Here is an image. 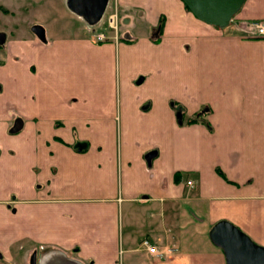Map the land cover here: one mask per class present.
<instances>
[{
	"label": "crops",
	"instance_id": "1",
	"mask_svg": "<svg viewBox=\"0 0 264 264\" xmlns=\"http://www.w3.org/2000/svg\"><path fill=\"white\" fill-rule=\"evenodd\" d=\"M90 4H2L0 264H227L221 221L264 247V40L182 0ZM114 10L120 42L95 44ZM234 20H264V0ZM171 101L210 107V128L181 126Z\"/></svg>",
	"mask_w": 264,
	"mask_h": 264
},
{
	"label": "water",
	"instance_id": "2",
	"mask_svg": "<svg viewBox=\"0 0 264 264\" xmlns=\"http://www.w3.org/2000/svg\"><path fill=\"white\" fill-rule=\"evenodd\" d=\"M190 12L200 21L219 28L228 27L246 0H182ZM96 10L102 9L104 0H85ZM73 10L90 17L81 0H72ZM181 124L182 116L177 115ZM154 154L147 156L150 163ZM211 241L220 247L227 264H264V247L257 245L238 227L228 221L215 224L210 231ZM0 259L2 255L0 254Z\"/></svg>",
	"mask_w": 264,
	"mask_h": 264
},
{
	"label": "built area",
	"instance_id": "3",
	"mask_svg": "<svg viewBox=\"0 0 264 264\" xmlns=\"http://www.w3.org/2000/svg\"><path fill=\"white\" fill-rule=\"evenodd\" d=\"M119 22V13L117 10H114L107 18L106 30L93 32V42L95 44H106L111 41L115 43L120 42ZM235 23L237 31L241 33L242 37L264 40V20L242 21L240 23L235 21ZM187 185L192 189L195 188V184L192 181H189ZM142 245L146 247L149 256L159 257L162 255L159 249L148 240H145Z\"/></svg>",
	"mask_w": 264,
	"mask_h": 264
},
{
	"label": "trees",
	"instance_id": "4",
	"mask_svg": "<svg viewBox=\"0 0 264 264\" xmlns=\"http://www.w3.org/2000/svg\"><path fill=\"white\" fill-rule=\"evenodd\" d=\"M187 8V7H186ZM188 9V8H187ZM190 12V10L188 9ZM164 29V19H161L160 25L158 27V30L160 33H162ZM156 43H159V40H155ZM171 107L173 110L176 112V116L178 114H181L182 116V123L180 124L181 126H192V125H197V124H203L207 127L210 128V123L208 121L209 116L212 114V110L210 107H203L201 108L195 115L192 117H187L186 112L183 106H181L178 102L176 101H171ZM219 175L224 177V174L220 171L217 170ZM179 177V174L177 175V178Z\"/></svg>",
	"mask_w": 264,
	"mask_h": 264
},
{
	"label": "rangeland",
	"instance_id": "5",
	"mask_svg": "<svg viewBox=\"0 0 264 264\" xmlns=\"http://www.w3.org/2000/svg\"><path fill=\"white\" fill-rule=\"evenodd\" d=\"M13 1V0H12ZM2 4H5V0H0V33H6V32H10L13 30V25H14V13L12 12L13 10V5L10 6L11 9H7L6 7H3ZM119 26H120V33L121 36H123V31H122V25H121V21L119 22ZM236 23L233 20L231 21V23L228 25L227 28H231L233 29L236 33L240 34L239 31H237V27H236ZM106 24L103 25L102 27L99 28V30H104L106 29ZM11 34V33H10ZM120 36V37H121Z\"/></svg>",
	"mask_w": 264,
	"mask_h": 264
},
{
	"label": "flooded vegetation",
	"instance_id": "6",
	"mask_svg": "<svg viewBox=\"0 0 264 264\" xmlns=\"http://www.w3.org/2000/svg\"><path fill=\"white\" fill-rule=\"evenodd\" d=\"M81 4L86 7V3H85V0H81Z\"/></svg>",
	"mask_w": 264,
	"mask_h": 264
}]
</instances>
